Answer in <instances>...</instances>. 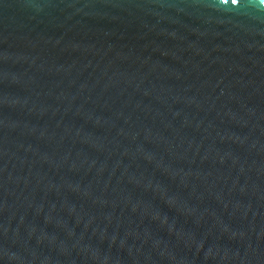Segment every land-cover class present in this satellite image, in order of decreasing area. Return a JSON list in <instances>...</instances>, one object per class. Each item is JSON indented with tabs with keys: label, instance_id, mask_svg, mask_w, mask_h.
Listing matches in <instances>:
<instances>
[{
	"label": "water",
	"instance_id": "95a60500",
	"mask_svg": "<svg viewBox=\"0 0 264 264\" xmlns=\"http://www.w3.org/2000/svg\"><path fill=\"white\" fill-rule=\"evenodd\" d=\"M0 264H264V0H0Z\"/></svg>",
	"mask_w": 264,
	"mask_h": 264
}]
</instances>
